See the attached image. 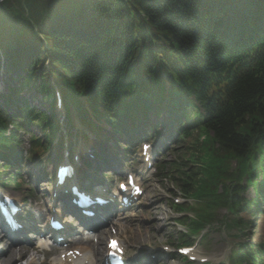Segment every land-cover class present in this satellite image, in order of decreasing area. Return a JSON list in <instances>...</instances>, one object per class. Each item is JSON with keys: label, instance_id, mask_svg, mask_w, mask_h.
I'll return each mask as SVG.
<instances>
[{"label": "trees", "instance_id": "1", "mask_svg": "<svg viewBox=\"0 0 264 264\" xmlns=\"http://www.w3.org/2000/svg\"><path fill=\"white\" fill-rule=\"evenodd\" d=\"M151 39L153 43L159 41L158 50L165 53L164 59L171 61L174 70L181 67L188 71L190 94L201 99L219 95L226 105L219 113L199 121L214 132L220 147L212 156L219 165L213 162L211 168L203 170L209 179L204 190L217 188L226 175L228 157H244L254 147L261 150L264 170V0L0 3V47L9 71L19 70L18 81L24 90L36 89L37 66L50 58L53 75L66 85L79 90L84 80L92 86L93 94L109 91L132 51L142 47L150 50L146 45ZM243 48L248 50L240 53ZM47 80V74H43L42 81ZM7 89L11 94H0V98L12 104L24 102L25 109L19 104L20 110L33 122V108L26 98H19L13 87ZM38 116L40 121L45 120V116ZM0 141L5 142V152L13 156V141L5 135L1 114ZM188 151V161L201 159V154ZM0 156L8 159L7 154ZM257 167L258 163L247 174L253 185L260 186L264 179L258 181ZM193 188L199 189L195 183ZM238 188L232 198L238 196ZM258 196L263 198L264 190ZM245 250L253 254L252 245L247 244Z\"/></svg>", "mask_w": 264, "mask_h": 264}, {"label": "rangeland", "instance_id": "2", "mask_svg": "<svg viewBox=\"0 0 264 264\" xmlns=\"http://www.w3.org/2000/svg\"><path fill=\"white\" fill-rule=\"evenodd\" d=\"M31 98V97H30ZM193 143V141H191ZM176 149H171L167 153H165L162 160L174 159L176 155L179 154ZM27 171V170H24ZM34 182L39 180L37 176L34 175L32 179ZM33 186L35 190H40L44 187L43 184L39 183L36 185L30 184L27 182H23L22 186L17 190L9 189L10 192L20 196V197H29L32 196L27 188ZM173 183L170 181L169 177L161 176L158 179H152L148 184V193L143 199L142 205L136 209H134L130 214L132 215L131 220L128 222L134 228V233H129L127 235V239L129 241L130 248L138 249L144 251L146 249L147 244H151L152 246H156L158 244H163L167 241L168 237L171 235L174 230V226L172 224V215L170 214L171 204L166 200L167 197L180 195L178 192L173 195ZM172 190V191H169ZM41 193L40 196H42ZM253 193L250 190L248 195L251 196ZM150 210V211H149ZM223 211V210H220ZM246 217H248L245 214ZM264 227V219L257 218L254 226L248 230L250 234L257 242L259 241L261 233V228ZM221 230L212 232L207 241L202 243V251L203 254L206 255L211 262H219L223 259H226L230 254V245L232 242L236 241L233 237L235 235L234 231H228L229 238L224 239L221 237ZM234 233V235H232ZM236 236V235H235ZM237 237V236H236ZM239 240V237H237ZM6 246H0V251H5ZM33 256L36 259L35 264H46L41 263L42 259L36 256L34 253H30L26 258L22 259L19 263L29 262ZM164 264H179L176 260L164 259ZM154 264V263H149ZM160 264V263H156Z\"/></svg>", "mask_w": 264, "mask_h": 264}, {"label": "bare ground", "instance_id": "3", "mask_svg": "<svg viewBox=\"0 0 264 264\" xmlns=\"http://www.w3.org/2000/svg\"><path fill=\"white\" fill-rule=\"evenodd\" d=\"M178 72L181 71V67L177 69ZM114 173V172H113ZM91 219H89V223ZM0 245H7L8 248L6 251H0V264H19L20 262L28 253H30L31 248L30 247H24L21 246V244H10L8 245L5 238H2L0 234ZM83 250H85V247H82ZM101 251L95 250L91 257V262H94L98 254H100ZM70 257V256H69ZM86 263L85 261H82ZM31 264V263H30Z\"/></svg>", "mask_w": 264, "mask_h": 264}]
</instances>
